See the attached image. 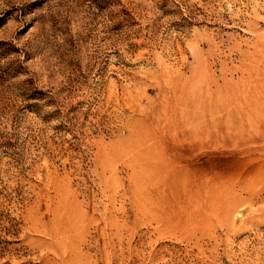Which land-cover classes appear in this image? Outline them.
Instances as JSON below:
<instances>
[{
	"label": "rangeland",
	"instance_id": "1",
	"mask_svg": "<svg viewBox=\"0 0 264 264\" xmlns=\"http://www.w3.org/2000/svg\"><path fill=\"white\" fill-rule=\"evenodd\" d=\"M0 264H264V0H0Z\"/></svg>",
	"mask_w": 264,
	"mask_h": 264
}]
</instances>
